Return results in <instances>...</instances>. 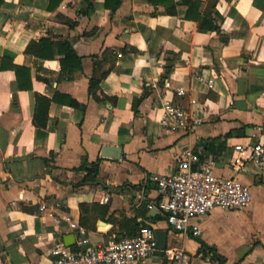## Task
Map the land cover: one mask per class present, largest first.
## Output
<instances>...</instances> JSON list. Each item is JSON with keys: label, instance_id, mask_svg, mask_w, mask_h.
<instances>
[{"label": "crops", "instance_id": "1", "mask_svg": "<svg viewBox=\"0 0 264 264\" xmlns=\"http://www.w3.org/2000/svg\"><path fill=\"white\" fill-rule=\"evenodd\" d=\"M57 1L0 0V264H51L59 241L78 249L71 222L89 246L166 231L163 252L136 264H172L176 246L190 264H264V184L235 168L264 142V0H192V17L187 0ZM216 11L220 30L201 29ZM167 100L200 122L163 126ZM185 148L252 193L245 209L193 219L198 236L149 208Z\"/></svg>", "mask_w": 264, "mask_h": 264}, {"label": "built area", "instance_id": "2", "mask_svg": "<svg viewBox=\"0 0 264 264\" xmlns=\"http://www.w3.org/2000/svg\"><path fill=\"white\" fill-rule=\"evenodd\" d=\"M178 94L185 91L177 89ZM200 120L190 116L188 110L167 100L161 124L170 129H187ZM243 157L235 168L245 172L247 167L264 184V142L249 149H243ZM215 156L206 150L185 148L176 160V169L171 173L157 174L158 192L162 199L150 203L149 208L165 213L168 227L176 232L198 236L200 225L193 222L208 215L214 208L242 210L252 202L250 186L237 176L215 173ZM70 226L76 231L78 249L62 241L50 249L51 264H136L156 254L158 249V229L153 225H142L134 235L111 236L106 242L89 246L86 229L76 222ZM172 264H190V254L183 247L170 249Z\"/></svg>", "mask_w": 264, "mask_h": 264}, {"label": "trees", "instance_id": "3", "mask_svg": "<svg viewBox=\"0 0 264 264\" xmlns=\"http://www.w3.org/2000/svg\"><path fill=\"white\" fill-rule=\"evenodd\" d=\"M59 1H61V0H58L57 2H59ZM151 1L157 3V2H164L165 0H151ZM187 3L189 6L188 12H187V17H192L191 11L196 10L199 3L192 1V0H187ZM51 7H52V4H51ZM221 19H222L221 14L216 11L214 13V15L207 14L200 19L198 17L197 20L199 21L200 28L203 30H220L219 21ZM72 61H75V62H72ZM62 67L63 68H69V71L72 72L74 67H81V58L79 56H77L72 49H69V51H67L66 58L62 60ZM96 172H97V167H96V165H94L93 169L90 171V173L88 175V178L90 180H93ZM81 206L84 209V204H82ZM139 228L140 227L134 226V228L132 229V232L128 236L134 235L135 233H137ZM117 237L120 238V236H117Z\"/></svg>", "mask_w": 264, "mask_h": 264}, {"label": "water", "instance_id": "4", "mask_svg": "<svg viewBox=\"0 0 264 264\" xmlns=\"http://www.w3.org/2000/svg\"><path fill=\"white\" fill-rule=\"evenodd\" d=\"M157 237H158V249L156 253L161 254L163 250L166 248V241H167L166 231H158ZM67 245L70 246L71 243H68Z\"/></svg>", "mask_w": 264, "mask_h": 264}]
</instances>
